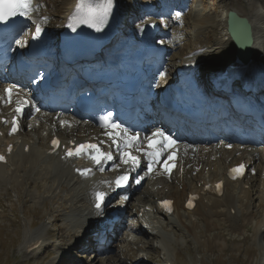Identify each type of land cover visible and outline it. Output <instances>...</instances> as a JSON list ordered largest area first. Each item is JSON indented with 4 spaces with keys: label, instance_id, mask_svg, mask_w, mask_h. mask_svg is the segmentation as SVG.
<instances>
[{
    "label": "rangeland",
    "instance_id": "1",
    "mask_svg": "<svg viewBox=\"0 0 264 264\" xmlns=\"http://www.w3.org/2000/svg\"><path fill=\"white\" fill-rule=\"evenodd\" d=\"M149 1L151 0L131 1L133 5L129 13L132 17L134 16V12H137V26L141 25L140 27H142L144 10ZM179 1L181 3L179 5L184 7V11L179 10L177 8L179 6L174 7L173 5L171 7V4L168 6L166 14L162 13L155 17L160 22H163V19H165L169 23V26H163V31L165 34L167 33L165 41L169 42L168 45L172 48L164 63H162L158 75H156L157 80H162L167 75L170 77L173 65H176L178 62L180 64L191 52L192 48L202 46L201 49L204 50L203 41L201 42L196 38V30L201 29L204 33L201 36L203 40L209 42L215 40L214 37L217 33L214 28L211 29L209 26L211 23L207 22L212 18L216 20L222 18L224 15L223 9L228 2L227 0ZM245 1L247 3L251 2L254 7L257 6L255 10L257 9L259 14H261L259 10L263 13L260 6L264 7V0H261V2L260 0ZM159 2L164 3V1ZM169 7H171L170 10ZM177 13H180V15L177 16ZM123 20L124 22L126 21L125 17ZM256 20V23L264 27V21L261 18L257 17ZM126 23H129V27H127L129 31L132 26L131 18H127ZM196 24L199 26L197 27ZM27 25L31 24L27 23ZM121 25L124 26V23L122 22ZM29 31L26 29L23 32V35L17 40V45L23 46L27 42ZM51 67L53 71L55 69L53 63ZM262 75H264V66ZM3 79H5V76H3ZM258 80L256 79V81ZM261 80H264V78ZM261 80H259L258 84H264V81L261 82ZM241 83L238 85H241ZM3 85L1 83L0 91H2ZM152 85H154V79ZM55 115L44 111L36 118L30 116L23 136L27 135L32 139L31 141L38 143L37 147L46 146L49 133L58 127V124L53 122ZM75 120L78 123V127L69 130L68 128H59V132H57L65 137H71L72 135L79 138H86L89 135L103 137L101 132L94 131L92 125L85 118H77ZM235 134L239 135L238 132ZM218 138L221 137H216V140ZM222 139L224 140V137ZM231 144L233 147L239 149L236 143ZM212 147V150L217 151L215 154H210L214 158L207 156L200 162L197 161L198 168H191L195 159L193 160L189 156V152L185 153L183 151V160L189 161L186 167L191 168L189 177L184 175L185 180L187 179L185 182H182V177L179 179L180 175L176 172L171 177L156 175L151 181L154 183H149V185V181H147L142 184V187L129 199L128 207L125 210L126 214L123 216V220L127 226L118 232V239L112 242L108 253L95 258L93 254H83L80 252L79 250L82 246L74 247L72 250L69 249L73 244L78 245L77 242L80 244V241L73 239L74 237L80 238V236L77 235V224L64 220L62 214L65 213V208L70 210L69 206L71 204L68 201V192L61 193L60 197L54 196L51 189L58 184L55 183V179H52L53 182L51 179L47 180L45 177L38 179L39 176L35 173L30 175L31 178H27L25 182L20 184H15L14 182L3 184L0 186V264H60L59 261L64 256L63 252L65 250H69L68 256L74 259L71 264H136L141 250L147 252L149 259H145L138 264H168L167 260H171L172 264H264V227L258 230L260 225L264 223V203L262 204L261 200V198L263 199V190L260 178L264 159L255 163L254 166H256L255 171L257 173H251V176L248 178L250 183L253 182L250 198L240 199L242 204L239 203L242 205V208L246 207L247 204L251 207L249 208V213L251 212L250 214L253 215V219L245 223L244 226H240L241 228L239 229L233 228L231 223L226 220L218 218L211 222V225L208 227L205 222L200 220V217L193 216L190 218L199 220L198 229H195V231L197 230V237H195L189 234L178 222L173 221L170 223L166 219H160L153 212L155 203L160 196L170 195L173 191H180L183 184L195 190L197 187L200 188V183L197 181L198 178L201 177L210 181V178L223 173L224 164L235 154L231 151L232 156H229L231 153L230 149L224 146L222 142L213 143ZM249 149L257 150L259 147L255 146ZM246 151L249 152L250 150L246 149L244 152L247 153ZM29 166L30 164H27L23 168L28 171L30 170ZM249 182L247 181L245 184ZM248 200L251 202L247 203ZM142 205H144L143 207L146 205L153 206V208L147 206L150 209L149 220L154 224L163 226L164 237L160 238L158 236L157 238L152 236V229L147 230V232L141 229L142 221L140 218L142 217L140 214H137V211H139V207ZM197 220L196 222L198 223ZM80 224L83 225L82 222ZM43 225L47 227L48 235L41 237L42 239L38 243H41L42 247H40L42 249L45 247V253L42 254L41 250L37 249L30 257H27V252L30 249L26 250L25 248L26 232L29 229H32V231L37 230ZM43 242H45V246H43ZM22 244L25 254L22 251ZM103 251H106V248ZM74 254L80 255V260H76ZM61 264L70 263L67 259Z\"/></svg>",
    "mask_w": 264,
    "mask_h": 264
},
{
    "label": "bare ground",
    "instance_id": "2",
    "mask_svg": "<svg viewBox=\"0 0 264 264\" xmlns=\"http://www.w3.org/2000/svg\"><path fill=\"white\" fill-rule=\"evenodd\" d=\"M133 0H113V8L110 14V18L114 20L115 24L121 25L122 22L124 23V27L127 24V14L129 13V10L131 6L133 5ZM158 1H164L168 6L173 4L174 0H158ZM228 2L225 4V7L223 9V13L226 14L229 11H235L239 16L243 18H247L250 23L253 25V34H254V44H253V57L251 62L246 68H239L236 69V56H233L235 53V46L232 40L229 39V34L227 31V20L225 19L224 22L222 19L219 18V20H216L212 18L207 23H211L209 26L215 29L217 35L214 37L215 40L213 42H209L206 40H203L201 38L204 33L200 30H196V38L199 41H203L204 50L200 47L192 48L191 52L185 57L184 60H182L179 64L176 63V65H173L172 74L170 77L167 75L166 79L170 80L175 76V72L177 71V68L184 69L186 72H192L199 78L202 85L210 86L211 81V75H216L224 68L225 69H236V78H241L240 82H237V84H240L243 80L251 79L253 81H256V79H263V66H264V27H260V30L257 31V28L255 26L254 18L257 16V13L255 12V7L252 6V3H247L245 0H227ZM37 5L39 6V10L32 14V18L28 19L27 23H30L28 27L35 28L37 24H39L40 27H43L44 30L48 33V39H49V47H57L58 44V35L60 31L62 30L63 26L69 21V18L75 13V10L77 9V6L80 2V0H35ZM152 1L148 2V5L145 7V10H148V6ZM249 2V1H248ZM261 2V0H260ZM252 7V8H251ZM125 17V22H124ZM45 18L46 21H45ZM261 19L264 21V16H261ZM148 20L155 22L157 21L155 17L153 18V15L150 14L148 16ZM202 20V19H201ZM35 22V23H34ZM26 23V24H27ZM145 24L140 26H136L133 31V34L131 36L134 37H140V35L143 32ZM198 27L199 25L196 24ZM201 27V26H200ZM130 30V29H129ZM128 33V34H130ZM167 34V33H166ZM166 34L162 32L161 36L158 38L160 44L162 43L163 46L166 39ZM163 35V36H162ZM129 36V37H131ZM128 38L122 39V44H127L129 48L133 47V50H137L139 47V40L137 39L135 41H132ZM207 38V37H206ZM169 44V43H167ZM170 46V45H169ZM113 50V49H112ZM139 54V51L136 52ZM119 55L129 56V54L123 52H118ZM236 54V53H235ZM133 55V53H132ZM234 58V59H233ZM54 62V60H51ZM261 63V64H259ZM161 62H156L155 67H160ZM150 67V66H149ZM158 69V68H157ZM154 71V69H153ZM171 73V72H169ZM165 79V78H164ZM72 80V79H71ZM259 80L256 81L257 84L259 83ZM264 80H261L263 82ZM9 84V83H7ZM6 84V85H7ZM4 85V87L6 86ZM3 87V89H4ZM209 90L210 88H204ZM245 95L254 98V93H244ZM228 97L227 99H229ZM250 102L252 103H258V99H253ZM146 112H150V116H152V119H154L156 116H158V112L155 111H149V107H145ZM61 124V121H58ZM70 123L66 122V125H69ZM75 125V124H74ZM217 125L219 123H215L212 126L208 127L210 129V134L206 135V138H194L192 140H185V153L189 152V156L192 157V159L195 161L193 163V167L191 168H198L197 161L200 162L202 159L206 158L207 156L210 158V154H215L217 152L213 149V143L216 142V137H224V140L227 141V144L233 143L236 141H241L242 143H246L248 148H244L242 151L241 149H237L236 147L230 146V152L232 151L236 156L229 158L228 161L224 164V171L221 175H216L212 178H210V181L206 180L205 178H198V182H201L203 185L200 186V188H195V190L190 189L185 184L181 186V190L173 191L170 195L161 196L162 199L164 198H172L176 200V213L174 215V219L180 223V225L187 230V232L191 235H194L197 237V230L199 225V220L195 219L193 220L190 217L198 216L200 217V220L205 222L207 226L209 227L211 225V222H213L216 218L220 220H226L227 222L231 223V226L235 229L241 228L240 226H244L245 223L252 221L253 215L249 213V205L247 204L246 207L242 208V201L240 199H248L251 195V189L253 188V182L250 183L248 178L244 180H237L236 182L230 181L226 179V167L232 165V164H238L241 161H245L246 163H252L253 166H251V172L256 169L254 166L256 161L261 160L259 155H248L251 149L254 148L255 143H258L260 141V138L264 137L261 135L259 138L256 137V139H245L237 136L234 134V131L232 129L225 130V128L218 129ZM74 127H78V124H76ZM204 127H202L203 129ZM206 129V128H205ZM138 132V131H137ZM226 132H228L226 134ZM201 133V132H200ZM224 133V134H223ZM105 134V133H104ZM130 134V131H129ZM210 137V138H209ZM19 138V137H18ZM18 138H11L13 141L19 142ZM75 136H71L69 139H74ZM30 139L25 141L24 145L17 146L16 148V155L11 154L8 156V160L10 162L8 163V166L0 164V186H2L5 183L10 184L11 182L16 183H22L27 180V178L30 177L31 174H37L39 176L38 179L45 177L47 180L49 179H55V183H58L57 186L51 189L54 193V196L60 197V194L63 192H68V201L70 202V210L68 208H65L66 211L63 215L64 220L68 222H73L78 225V232L77 235L80 236L78 241H80V244L78 242L77 246L86 245L87 242L90 240V242H93L92 238L90 237L91 231H93L94 222H89L87 225H79V223H85L90 218L94 217L95 214H98V211H94L92 208V196L94 192L97 190V188H108L110 181L108 180L109 177L105 174L100 176V171L96 173V176H93L92 179H81L78 178L76 174H74L75 168L79 167L78 164L71 165L70 162H62L58 161L57 159L59 156L50 155L47 152H42V150H36V146L33 143V147H31L32 151L30 154L23 153V150L28 143H30ZM113 142V141H112ZM146 143V142H145ZM141 144V150L139 153L142 155V163H145V160H148V158L144 155V151L147 150L146 144ZM67 144V142H66ZM195 144V145H194ZM197 144V145H196ZM38 145V144H37ZM211 145V146H210ZM7 146V141H5L4 137L0 138V149L5 150V147ZM113 146L115 149H117L116 144L113 143ZM254 146V147H252ZM34 148V150H33ZM248 149L249 152L244 151ZM118 150V149H117ZM211 150V151H210ZM238 152H237V151ZM210 151V152H209ZM225 151V150H224ZM183 152V151H181ZM180 152V154H181ZM208 152V153H207ZM232 152L229 156H232ZM191 153V154H190ZM238 153L240 156H237ZM217 154V153H216ZM251 154V153H250ZM246 155V156H245ZM48 156L49 158H46ZM252 156V157H250ZM182 156L180 155V167L178 169V175L181 177L183 175V181L185 182V176H188L190 174L191 168H187V164H189V161L183 160L182 163ZM211 158H214L211 157ZM50 159V162H49ZM27 164H30V170H25L23 167ZM14 167V169H13ZM189 169V170H188ZM182 171V172H181ZM161 174L166 175L164 171H157L154 174H150L148 172L147 166H144L142 171L138 172L136 175L137 177H143L141 180V185L143 182L145 183L147 180L153 178L154 175ZM262 175V177H261ZM36 177V176H35ZM50 177V178H48ZM189 177V176H188ZM31 178V177H30ZM252 178V177H251ZM250 178V179H251ZM260 178L262 183V204L264 203V164L263 168L260 171ZM224 180L225 181V193L223 196L219 197L217 194H215V184L217 181ZM249 182L245 184L246 182ZM53 182V180H52ZM154 183V182H151ZM149 184V183H148ZM98 185V186H97ZM150 185V184H149ZM199 185V184H197ZM251 185V186H250ZM97 186V187H96ZM247 186H250L249 189H247ZM52 187V186H51ZM233 189V191H231ZM136 189L135 191H137ZM198 192L199 196H201V200L199 201L197 207L195 210L191 211L188 210V208H185V199L188 198L189 193L192 192ZM239 192V193H238ZM238 193V194H237ZM40 196V195H39ZM52 196V195H51ZM161 197L159 200H161ZM63 199V198H62ZM61 200V199H60ZM59 201V200H58ZM67 201V202H68ZM244 202V200H243ZM251 202V201H247ZM129 204V203H128ZM241 207H239V206ZM144 205L141 206L139 209H146V206L151 205ZM158 206V204H157ZM143 207V208H142ZM153 208V206H151ZM156 208V206H155ZM127 209V208H126ZM125 211V210H124ZM234 211V214H233ZM248 211V212H246ZM140 212V210H139ZM139 212L137 214H139ZM148 212L150 211L146 210L145 213H143V227L141 226V229L144 230L146 227L150 228L152 224L149 221L146 220V217L148 215ZM156 214L160 217H166L167 214L164 211V209L159 206L156 208ZM103 216V220H104ZM221 217V218H220ZM96 217L93 218V220ZM70 219V220H69ZM107 218L104 220L106 221ZM193 220V221H192ZM198 221V223L196 222ZM95 221V220H94ZM118 221V220H117ZM116 222V221H115ZM115 222L109 223L107 221V235H100L101 239L104 242H108L112 234L111 228L114 226ZM148 222V223H147ZM189 222V223H187ZM190 224V225H186ZM261 224V223H260ZM74 225V224H73ZM264 227V223L260 225L258 230H261ZM156 229V225L154 227V230ZM82 230V232H81ZM257 230V231H258ZM46 232V233H45ZM159 232V231H158ZM260 232V231H259ZM48 235V229L45 225L40 227L37 230L32 231V229H29V231L26 232L25 236V248L26 250L36 246L40 245L41 237H45ZM75 239V237L73 238ZM167 243V242H166ZM76 245V244H73ZM41 246V245H40ZM90 247H93L90 245ZM105 247L101 248V251H103ZM94 254V253H93ZM97 257V255L95 256ZM65 260V256H62V259L59 261L60 264L63 263ZM171 260H167V263Z\"/></svg>",
    "mask_w": 264,
    "mask_h": 264
},
{
    "label": "snow or ice",
    "instance_id": "3",
    "mask_svg": "<svg viewBox=\"0 0 264 264\" xmlns=\"http://www.w3.org/2000/svg\"><path fill=\"white\" fill-rule=\"evenodd\" d=\"M113 8V0H80L77 6L76 13L70 18L71 22L68 27L73 31L76 30L77 24H87L89 27H95L97 31L102 30V26L109 18ZM39 10V6L35 0H0V23L7 24L10 20L16 17H24L31 19L32 14ZM177 16L180 13L176 14ZM47 18H45L46 21ZM35 23V22H34ZM42 28L37 24L35 28L36 35L39 36ZM9 97L12 95V89H6ZM17 113L22 114V108L17 107ZM39 111V109H37ZM102 127H105L109 138L116 144L117 149L120 151L121 161L123 164L131 165L133 169L138 168L140 165V159L133 154V151L141 150V140L138 133L129 134L128 129L121 128V126L112 118V114L108 113L102 117ZM13 127V132L18 130L17 126ZM148 140L147 150L144 151V155L148 158V172L153 171V166L163 163V167L166 172H171V167L168 165V161L174 159V153H170L177 143L175 139L165 131L157 129L150 137H146ZM54 146H58V141H53ZM230 147V146H229ZM11 149H9L10 151ZM167 154V155H166ZM68 157H82L86 156L91 159L96 165L102 168L104 160L113 159L111 153L104 152L96 144H81L74 149L67 152ZM163 158V160H162ZM0 162H6L5 157L0 155ZM244 165L241 164L231 171L233 173L232 178L236 179L238 176H243ZM81 175L87 177L92 174V169H77ZM143 177L135 178V183L140 184ZM129 182V176L127 174L119 176L115 185L117 188L125 187ZM219 188L220 185H217ZM106 193L97 192L95 194L96 204L95 208L98 212L102 211V205L106 197ZM123 199H127L124 196ZM194 199V198H193ZM171 202L163 201L162 206H165L168 211H171ZM192 201L189 200L188 207H192Z\"/></svg>",
    "mask_w": 264,
    "mask_h": 264
},
{
    "label": "water",
    "instance_id": "4",
    "mask_svg": "<svg viewBox=\"0 0 264 264\" xmlns=\"http://www.w3.org/2000/svg\"><path fill=\"white\" fill-rule=\"evenodd\" d=\"M233 17L237 21H240L242 23L240 25V30L235 32V28L232 22ZM229 31L231 32V36L233 39V42L236 46V53L239 55V57L251 59L253 52V44H254V34H253V27L249 20L247 18L240 19L238 18L237 14L235 12H230L229 14Z\"/></svg>",
    "mask_w": 264,
    "mask_h": 264
}]
</instances>
